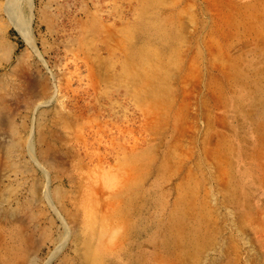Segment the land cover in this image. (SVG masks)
Segmentation results:
<instances>
[{
	"label": "rangeland",
	"instance_id": "374dc122",
	"mask_svg": "<svg viewBox=\"0 0 264 264\" xmlns=\"http://www.w3.org/2000/svg\"><path fill=\"white\" fill-rule=\"evenodd\" d=\"M0 264H264V0H0Z\"/></svg>",
	"mask_w": 264,
	"mask_h": 264
},
{
	"label": "bare ground",
	"instance_id": "6f19581e",
	"mask_svg": "<svg viewBox=\"0 0 264 264\" xmlns=\"http://www.w3.org/2000/svg\"><path fill=\"white\" fill-rule=\"evenodd\" d=\"M163 18H166V20L163 22L161 20V22L163 23H158L157 25H153L156 23V21H153L149 24V27L148 30H149V34L150 36H153V37H156L159 41V43L161 44V46L163 48H166L170 42H172L171 38H176L175 40H178V38L176 37V35H174L173 33V29H171L170 26H168V23H171L172 20H177V18L173 17L172 15L171 16H166V17H162ZM176 34V33H175ZM176 43V41H175ZM175 57V56H174ZM143 61V58L141 59ZM131 67H134L133 64H131ZM217 71H218V74L221 76L222 79H226L227 80V86H230V91L232 90V86L231 84H234V82L238 83V81L234 80L233 77L230 76L229 72L226 71L225 69H221V68H217ZM228 76V77H227ZM228 78L231 80H228ZM233 78V79H232ZM147 79H149V77L147 76ZM138 83L135 82V85H137ZM231 96H234L235 97V93L232 92L231 93ZM147 97H150L151 100H154L155 98H158V94H157V91H153L152 93H148V96ZM160 99V98H159ZM211 161V160H209ZM88 255H93V256H97L99 254L98 251H88L87 252Z\"/></svg>",
	"mask_w": 264,
	"mask_h": 264
}]
</instances>
